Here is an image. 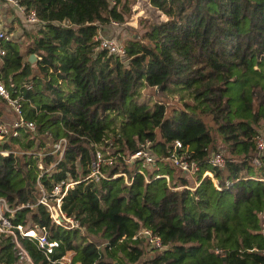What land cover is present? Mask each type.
Segmentation results:
<instances>
[{
	"label": "trees",
	"instance_id": "obj_1",
	"mask_svg": "<svg viewBox=\"0 0 264 264\" xmlns=\"http://www.w3.org/2000/svg\"><path fill=\"white\" fill-rule=\"evenodd\" d=\"M16 1L42 22L27 23L1 0L0 20L15 11L25 48L0 39V81L23 97L21 116L35 128L0 144L8 151L0 153V197L22 206L14 225L45 228L58 242L48 260L36 241L22 239L30 264H58L67 253L71 264H264V152L255 141L264 135V0H150L166 19L126 39L122 57L96 38L123 21L121 0ZM213 134L225 146L223 167L209 161ZM60 138L62 159L43 154ZM145 140L156 158L147 180L138 160L126 161ZM177 141L197 166L195 182L165 160ZM97 151L111 160L107 176L80 181ZM65 177L80 182L61 209L83 231L55 225L37 204L39 183L49 190ZM142 227L165 246L146 259L145 240H132ZM0 264H27L1 233Z\"/></svg>",
	"mask_w": 264,
	"mask_h": 264
},
{
	"label": "built area",
	"instance_id": "obj_2",
	"mask_svg": "<svg viewBox=\"0 0 264 264\" xmlns=\"http://www.w3.org/2000/svg\"><path fill=\"white\" fill-rule=\"evenodd\" d=\"M3 1L7 4L13 5L15 10L25 18L27 23L42 22L40 18L37 17L33 9L27 10L23 5L18 4L16 0ZM1 3L2 2L0 0V5ZM2 22L4 23V21L0 20V39L14 40L15 33L13 31H8L6 29V25H2ZM114 25L118 24L114 22ZM96 38L98 40L99 49L105 50L108 54H114L120 57L125 55L124 45L118 43L113 37L102 36L99 31ZM4 53L5 51L0 48V55H3ZM22 87H24L25 89H30L31 83H25L22 85ZM0 99L4 100L13 109L14 113L17 116V119L11 125L0 122V144L9 135H17L20 128H26L28 130H33L35 128V124L32 121L24 120L21 116V103L23 97L19 95V93L16 96H12L11 92L1 81ZM255 141L258 151L260 153H263L264 135H257L255 137ZM150 146L151 142L148 140L141 142L138 145L137 149L128 155V158L126 160L129 162L138 160L140 162V167L137 173H140L142 175H145V168L153 167L156 163L155 155ZM66 148L67 139L60 138L53 143L50 151L43 154H56L58 156V159L60 160L63 158ZM181 148V143L178 141L175 142L173 146L174 151L169 157L165 158V160H169L174 167H177L183 173L190 175L197 169V166L193 161H189V157L186 151L178 153L179 149ZM0 153L2 155H7L8 151H1ZM209 161L213 166L223 167L225 159L222 153L213 152L210 155ZM109 164H111V160L109 158H104L103 153L97 151L88 165V173L80 181L94 180L97 182L101 178H105L107 175L102 170V167ZM39 167H42L41 164L39 165ZM205 174L210 173L206 172ZM114 176H123L127 185L131 183V179L129 180L125 173L120 172L115 174ZM144 177L145 180H147L146 175ZM80 181L65 177L64 179L53 183L49 190H45L38 181L41 189V197L38 199L37 204L43 205L46 208L49 217L55 225L61 226L65 229H79L80 231L84 230L82 227H80V224L77 220L67 217L61 209L62 200L69 188ZM21 207L22 206L11 207L5 198L0 197V233L11 238V241L14 244V248L17 251L21 263H31L28 252L22 245V239L24 238H29L36 241L37 247L41 249L46 258L50 260V254L53 252L54 248L58 246V242L55 240H49L47 238L45 228H41L40 232H38L36 229L25 228L21 224L14 225L12 222V216L14 212ZM261 218L264 228V213ZM140 238H143L145 240V243L151 249L163 250L165 248L160 236L154 233L151 229L142 227L132 236V240H137ZM52 263L55 264L56 262ZM57 263L71 264L70 258L65 255Z\"/></svg>",
	"mask_w": 264,
	"mask_h": 264
},
{
	"label": "rangeland",
	"instance_id": "obj_3",
	"mask_svg": "<svg viewBox=\"0 0 264 264\" xmlns=\"http://www.w3.org/2000/svg\"><path fill=\"white\" fill-rule=\"evenodd\" d=\"M111 4H116V0H111ZM117 10L120 11L123 15V21L122 22H116L118 25H114V21H110L107 25H104L102 29H100V34L102 36H109L113 37L118 43L123 44L126 39L132 38L134 34H139L143 32V27L145 24H148L152 21H164L166 17L162 15L158 10H156L150 0H121V3H117ZM5 11H7L5 9ZM9 13V19L10 21L16 23L18 21V17L13 11V9L8 8ZM16 17L17 20H13V18ZM6 22V29H10L15 34H19L20 26L17 24L14 28L8 27V21ZM5 23L2 22V25ZM25 47V39L20 44V51L23 52ZM147 92V91H146ZM148 98H150L148 101L150 104L154 102V99L147 94ZM148 98L145 97L147 100ZM142 100V98H141ZM17 119L16 115L14 114L13 109L3 100L0 99V122L6 123L8 125H11L15 120ZM259 133L264 134L263 130H259ZM215 137L216 143H215V149L211 151V154L214 152L222 153L224 156L226 155L225 146L220 142L218 136L213 134ZM152 167H148L147 170L151 171ZM194 173L190 174L187 178L195 182V176H193ZM182 173L179 170H175L174 172V180L177 179L178 176H181ZM172 180L169 181V185H171ZM178 189V188H177ZM146 253L143 259H146L149 257V255H154L157 250H153L149 248L148 246L145 247ZM138 264V263H136Z\"/></svg>",
	"mask_w": 264,
	"mask_h": 264
},
{
	"label": "crops",
	"instance_id": "obj_4",
	"mask_svg": "<svg viewBox=\"0 0 264 264\" xmlns=\"http://www.w3.org/2000/svg\"><path fill=\"white\" fill-rule=\"evenodd\" d=\"M3 6L1 5V8H2ZM9 16H7V18H6V21H8V22H10V19L8 18ZM15 35V39L14 40H16V41H18V42H20V44L23 42V41H21L22 40V37L20 36V32H19V34H14ZM24 40V39H23ZM25 48V47H24ZM24 51V50H23ZM23 53V52H22ZM209 173V172H208ZM208 175H211V174H208ZM65 256H67V257H69L70 258V256H71V254L70 253H67ZM75 264H79V263H75Z\"/></svg>",
	"mask_w": 264,
	"mask_h": 264
},
{
	"label": "water",
	"instance_id": "obj_5",
	"mask_svg": "<svg viewBox=\"0 0 264 264\" xmlns=\"http://www.w3.org/2000/svg\"><path fill=\"white\" fill-rule=\"evenodd\" d=\"M27 61L30 63H35L37 61V57L35 54H30L29 57L27 58ZM114 264H118L117 262H114Z\"/></svg>",
	"mask_w": 264,
	"mask_h": 264
}]
</instances>
